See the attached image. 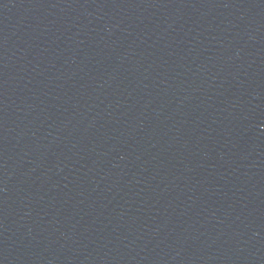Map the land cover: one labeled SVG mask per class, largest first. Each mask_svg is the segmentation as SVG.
<instances>
[{
  "label": "water",
  "instance_id": "water-1",
  "mask_svg": "<svg viewBox=\"0 0 264 264\" xmlns=\"http://www.w3.org/2000/svg\"><path fill=\"white\" fill-rule=\"evenodd\" d=\"M0 264H264V0H0Z\"/></svg>",
  "mask_w": 264,
  "mask_h": 264
}]
</instances>
